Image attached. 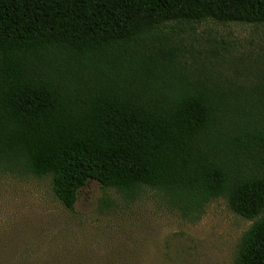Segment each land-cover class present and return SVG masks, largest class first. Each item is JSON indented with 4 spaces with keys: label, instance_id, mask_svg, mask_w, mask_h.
Listing matches in <instances>:
<instances>
[{
    "label": "trees",
    "instance_id": "1",
    "mask_svg": "<svg viewBox=\"0 0 264 264\" xmlns=\"http://www.w3.org/2000/svg\"><path fill=\"white\" fill-rule=\"evenodd\" d=\"M205 20L264 23V0H0V169L50 177L68 209L91 181L126 200L162 192L184 216L225 197L255 220L235 264H264L250 101L129 62L162 25Z\"/></svg>",
    "mask_w": 264,
    "mask_h": 264
},
{
    "label": "rangeland",
    "instance_id": "2",
    "mask_svg": "<svg viewBox=\"0 0 264 264\" xmlns=\"http://www.w3.org/2000/svg\"><path fill=\"white\" fill-rule=\"evenodd\" d=\"M149 38L134 68L222 87L249 100L251 123L264 127V23L170 22ZM254 221L225 197L184 216L162 192L126 200L96 181L68 209L50 177L0 169V264H235Z\"/></svg>",
    "mask_w": 264,
    "mask_h": 264
}]
</instances>
